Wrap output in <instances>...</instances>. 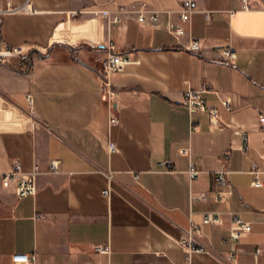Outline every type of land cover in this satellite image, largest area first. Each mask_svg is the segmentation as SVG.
<instances>
[{
    "label": "crops",
    "instance_id": "crops-1",
    "mask_svg": "<svg viewBox=\"0 0 264 264\" xmlns=\"http://www.w3.org/2000/svg\"><path fill=\"white\" fill-rule=\"evenodd\" d=\"M27 1L0 0V8ZM31 2L34 12L4 16L0 49L21 46L31 62L0 63V173L17 160L23 171L39 164L42 173L36 195L0 186V264H17L16 253L36 264H264V185L253 184L254 171L264 182V0H249V9L242 0H199L181 36L168 26L179 20L180 0ZM143 9L160 19L140 22ZM71 11L77 16L67 17ZM192 40L200 52L189 50ZM110 42L130 59L111 76L112 102L102 75ZM226 49L236 58L225 61ZM203 88L223 128L183 104L186 91ZM238 131L248 135L246 153ZM225 152L234 194L217 202ZM53 161L57 172L49 171ZM209 211L222 222L204 223ZM235 215L252 230L231 241ZM191 229L204 252L189 255L182 245Z\"/></svg>",
    "mask_w": 264,
    "mask_h": 264
},
{
    "label": "built area",
    "instance_id": "built-area-1",
    "mask_svg": "<svg viewBox=\"0 0 264 264\" xmlns=\"http://www.w3.org/2000/svg\"><path fill=\"white\" fill-rule=\"evenodd\" d=\"M181 1V9L179 10V20L178 22L170 21L168 23L169 30L172 34L176 36H181L185 28L182 23H187L190 21L192 14L199 11V0H180ZM243 8L249 9L250 3L249 0H242ZM130 9L126 7L120 8L119 12L124 13L128 12ZM35 8L32 5L31 0H28L24 5L17 8L7 7V8H0V41L2 38V31H3V24H4V16L7 13L12 12H34ZM138 12V20L140 22H157L160 19V13L154 10H137ZM77 12L71 11L67 13V17H75L77 16ZM206 16L210 18V11L206 12ZM115 22H120L121 17L119 15L115 16ZM108 54L106 58L102 62V75L104 77V84H103V94L104 97L109 101L112 102L116 91L113 88L111 82V76L115 72L123 71L125 65L130 61V59L123 55L122 53L115 52V44L110 42L108 45ZM202 49V43L199 40H192L189 46V50L195 53L200 52ZM11 56H19L22 58L23 61L29 63L31 62V55L26 52L23 47L21 46H4L0 49V63L8 59ZM223 58L225 61H232L236 58V53L232 49H226L223 52ZM208 89L203 88L199 90H188L185 92L183 104L189 110V112L196 113H206L210 116L211 124L213 127L216 128H223L225 125L222 122L220 110L207 103L206 99L203 97V94L207 92ZM27 99L32 102L33 98L32 95L29 94ZM223 105L228 109L231 110V101L229 99H222ZM112 123H117L118 118L116 116L111 117ZM259 122L261 128L264 130V113L259 115ZM238 137L241 142V149L244 153L248 152V135L245 131H238ZM109 150L111 152L117 150V145L114 142H109ZM230 158V152H225L223 154V160L225 165L223 168L218 170L215 173V189L212 192L213 198L217 202L226 201L229 197L234 194V189L231 186L228 176L231 172L227 162ZM169 168L172 167L171 161H167L165 163ZM60 170V166L58 161H53L51 163L50 172H57ZM42 173V170L39 164H35L31 171L25 172L22 169L20 161H16L14 163V167L12 171L0 173V186L3 188H10L12 185H15V193L18 197L23 198L27 196L36 195L38 186H37V177ZM256 175V179L254 181L255 186L264 185V182L259 180L258 178V171H254ZM189 174L192 179L196 178L199 174V170L192 164L189 169ZM137 177H139L137 175ZM104 194H109V189L104 191ZM204 195L199 197V199H204ZM41 218H46V215H38ZM222 219L220 215L216 212H207L204 218V223H211V224H220ZM252 225L239 216H233L232 226L229 230L230 235L229 239L231 241H237L242 236L246 235L247 233L251 232ZM194 229L189 230L186 235L181 238V243L188 249V254L190 255L191 252H204V247H196L195 237H194ZM96 249L100 252L107 253L110 252L109 246L104 245H97ZM261 249H257V256L260 254ZM189 257V256H188ZM13 262L17 264H36V257L34 255H30L27 253H16L12 257Z\"/></svg>",
    "mask_w": 264,
    "mask_h": 264
}]
</instances>
